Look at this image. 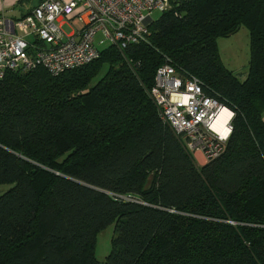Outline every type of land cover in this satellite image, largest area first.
Wrapping results in <instances>:
<instances>
[{"label":"trees","instance_id":"obj_1","mask_svg":"<svg viewBox=\"0 0 264 264\" xmlns=\"http://www.w3.org/2000/svg\"><path fill=\"white\" fill-rule=\"evenodd\" d=\"M175 9L147 42L106 46L58 76L0 79V264H99L107 225L117 235L103 264H264V0ZM243 24L240 79L217 40ZM165 57L234 111L223 152L203 165L148 95Z\"/></svg>","mask_w":264,"mask_h":264},{"label":"built area","instance_id":"obj_2","mask_svg":"<svg viewBox=\"0 0 264 264\" xmlns=\"http://www.w3.org/2000/svg\"><path fill=\"white\" fill-rule=\"evenodd\" d=\"M188 1L39 0L12 23L0 15V79L8 71L29 72L39 67L58 76L97 58L98 45L108 42L121 51L147 42L152 12L173 10L176 16L175 8ZM65 23L71 27L69 32L63 30ZM148 95L159 118L189 153L199 151L208 162L223 152L234 111L209 95L196 76L165 57ZM223 109L225 116L218 119Z\"/></svg>","mask_w":264,"mask_h":264},{"label":"rangeland","instance_id":"obj_3","mask_svg":"<svg viewBox=\"0 0 264 264\" xmlns=\"http://www.w3.org/2000/svg\"><path fill=\"white\" fill-rule=\"evenodd\" d=\"M166 12L173 13V10H169ZM161 14L162 13L159 11H153L151 15L153 21L159 19ZM63 30L66 32H69L71 30V27L68 23L63 24ZM106 46H108V42L102 45H98L97 48L98 50H101ZM217 46L220 58L225 67L230 69L233 73L237 74L240 79H244L247 74L248 62L250 59L249 31L247 27L243 24L235 33L229 36L218 38ZM106 69V67H103L102 72L104 73ZM101 75L102 73H100L91 84L99 79ZM191 154L193 156L194 153ZM7 188H9V185H0V194H2ZM116 235L117 232L115 231L113 225H107L97 233L94 255L99 264L104 263L106 256L111 250V240Z\"/></svg>","mask_w":264,"mask_h":264},{"label":"crops","instance_id":"obj_4","mask_svg":"<svg viewBox=\"0 0 264 264\" xmlns=\"http://www.w3.org/2000/svg\"><path fill=\"white\" fill-rule=\"evenodd\" d=\"M38 1L39 0H0V15H3L8 22L14 21L22 17L24 13L35 6ZM262 118H264V114H262ZM193 157L199 165L206 163V160L199 151H196Z\"/></svg>","mask_w":264,"mask_h":264},{"label":"bare ground","instance_id":"obj_5","mask_svg":"<svg viewBox=\"0 0 264 264\" xmlns=\"http://www.w3.org/2000/svg\"><path fill=\"white\" fill-rule=\"evenodd\" d=\"M225 112H226V110L225 109H223L222 111H221V113H220V115H219V118L218 119H223L224 118V116H225ZM222 127V126H221ZM220 127V130L222 131V133L223 134H225V130L223 129V128H221Z\"/></svg>","mask_w":264,"mask_h":264},{"label":"water","instance_id":"obj_6","mask_svg":"<svg viewBox=\"0 0 264 264\" xmlns=\"http://www.w3.org/2000/svg\"><path fill=\"white\" fill-rule=\"evenodd\" d=\"M10 23H12V21H10Z\"/></svg>","mask_w":264,"mask_h":264}]
</instances>
